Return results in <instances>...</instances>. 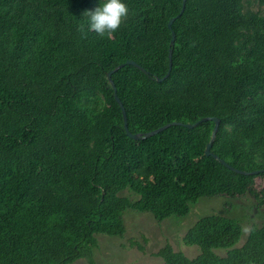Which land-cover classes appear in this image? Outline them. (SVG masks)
I'll return each instance as SVG.
<instances>
[{
    "label": "trees",
    "instance_id": "obj_1",
    "mask_svg": "<svg viewBox=\"0 0 264 264\" xmlns=\"http://www.w3.org/2000/svg\"><path fill=\"white\" fill-rule=\"evenodd\" d=\"M264 5V0H256ZM127 0L111 35L87 29L99 0H0V264H95L97 234L122 237L123 213L161 222L202 197H252L264 207V13L246 0ZM85 26V27H82ZM129 188L136 201L121 196ZM235 219L200 218L184 235L200 253L165 244L166 264H264V223L241 247ZM225 248L220 256L215 249Z\"/></svg>",
    "mask_w": 264,
    "mask_h": 264
},
{
    "label": "rangeland",
    "instance_id": "obj_2",
    "mask_svg": "<svg viewBox=\"0 0 264 264\" xmlns=\"http://www.w3.org/2000/svg\"><path fill=\"white\" fill-rule=\"evenodd\" d=\"M246 5L264 13V5L256 0H246ZM120 195L131 201L139 198L129 188L121 191ZM213 214L233 218L242 225L241 238L234 247H241L245 243L254 225L264 223V207L258 206L250 196L238 199L202 197L191 204L190 213L186 216H171L161 222L150 212L128 208L123 213L126 232L122 237L102 233L96 235L98 246L94 249L95 264H166L157 252L167 243L176 251L194 258L200 249L196 245L185 244L184 235L200 218ZM227 251L225 248L215 249L220 256H225ZM71 264L89 262L86 258H80Z\"/></svg>",
    "mask_w": 264,
    "mask_h": 264
},
{
    "label": "water",
    "instance_id": "obj_3",
    "mask_svg": "<svg viewBox=\"0 0 264 264\" xmlns=\"http://www.w3.org/2000/svg\"><path fill=\"white\" fill-rule=\"evenodd\" d=\"M186 1L187 0H183L180 12L175 17H172L169 20V22H168V27L172 30V39H171L170 48H169V69H168V71H167V73L165 74L164 77H157L156 78L157 81H159V82L165 80L169 76V74H170V72L172 70V66H173V47H174L175 39H176V33L173 30V22L175 21V19L179 18L183 14V12H184V10L186 8ZM129 64L130 65H134V66L138 67L139 69L145 71V69L141 65H139L136 61H134L132 59H128L127 61L117 65L115 68L111 69L107 73V78H108L109 82L111 83V85L114 88L115 98H116L117 102L120 104V106L122 108L123 117H124V127H125L126 133H127V135L129 137H131L133 139H145V138H148L150 136H153V135L165 130L166 128H168V127H170L172 125H182V126H185V127H188V128H194L198 124H200V123H202L204 121L212 120V121H214L215 126H214V129H213L212 137H211L210 141L208 142V144L206 145L205 154L207 156H213L214 158H216L219 161H221V163H223L225 166H227L230 169H232V170H234V171H236L238 173H241V174L253 175V174H258L261 171H264V169L263 170H252V171L237 169V168L231 166L230 164H228L223 159L219 158V156L217 154L212 152L211 147H212V144L214 142V139L216 137V134H217V131H218L219 125H220V119L218 117H216V116H206V117H203V118L197 120L194 123H183V122L174 121V122L167 123V124H165V125H163V126H161L159 128H156V129L148 131V132L132 133L130 131V129H129V126H128V118H127V114H126L125 108L123 106V103H122L120 97L118 96L117 88H116V85H115L114 80L112 78V75H113L114 72L118 71L120 68H122V67H124L126 65H129Z\"/></svg>",
    "mask_w": 264,
    "mask_h": 264
},
{
    "label": "clouds",
    "instance_id": "obj_4",
    "mask_svg": "<svg viewBox=\"0 0 264 264\" xmlns=\"http://www.w3.org/2000/svg\"><path fill=\"white\" fill-rule=\"evenodd\" d=\"M85 13L88 17L87 29L100 35H111L120 28L128 16L129 5L127 0H99L94 9H89Z\"/></svg>",
    "mask_w": 264,
    "mask_h": 264
}]
</instances>
